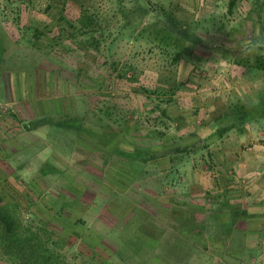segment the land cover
Wrapping results in <instances>:
<instances>
[{
	"label": "rangeland",
	"instance_id": "rangeland-1",
	"mask_svg": "<svg viewBox=\"0 0 264 264\" xmlns=\"http://www.w3.org/2000/svg\"><path fill=\"white\" fill-rule=\"evenodd\" d=\"M230 2L0 0V195L67 263L264 264V0Z\"/></svg>",
	"mask_w": 264,
	"mask_h": 264
},
{
	"label": "trees",
	"instance_id": "trees-1",
	"mask_svg": "<svg viewBox=\"0 0 264 264\" xmlns=\"http://www.w3.org/2000/svg\"><path fill=\"white\" fill-rule=\"evenodd\" d=\"M237 0H231L232 10ZM84 18V17H83ZM41 126L35 124V127ZM29 129L33 125L28 126ZM0 248L3 254L20 264H69L57 250L50 232L24 222L0 195Z\"/></svg>",
	"mask_w": 264,
	"mask_h": 264
},
{
	"label": "crops",
	"instance_id": "crops-1",
	"mask_svg": "<svg viewBox=\"0 0 264 264\" xmlns=\"http://www.w3.org/2000/svg\"><path fill=\"white\" fill-rule=\"evenodd\" d=\"M252 149H249V151H251ZM247 151H245L243 153V159L240 158V160L236 163L238 165L239 168H241V172L243 174V176H247L248 178H250V180H248L251 184L254 185L253 189H257L259 192H262V190H264V180H260L259 178L254 179V174L256 173V171H253L254 169L256 170L257 168H259V166H262L261 169H264V157H260V159H258L257 161V168L256 166L254 167V161H250L249 157L247 158ZM259 157V156H257ZM68 160V157H67ZM260 173H264V171H259ZM257 179L261 181V183L259 185H257ZM263 184V185H262ZM252 188H249V190H253ZM264 192V191H263ZM260 251V255L261 253L264 254V250H262V248L259 249Z\"/></svg>",
	"mask_w": 264,
	"mask_h": 264
}]
</instances>
